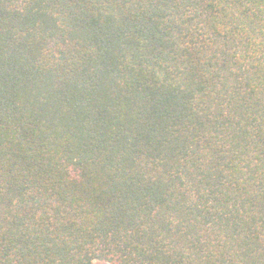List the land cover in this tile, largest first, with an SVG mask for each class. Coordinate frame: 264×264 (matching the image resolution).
<instances>
[{
	"label": "trees",
	"instance_id": "16d2710c",
	"mask_svg": "<svg viewBox=\"0 0 264 264\" xmlns=\"http://www.w3.org/2000/svg\"><path fill=\"white\" fill-rule=\"evenodd\" d=\"M264 264V0H0V264Z\"/></svg>",
	"mask_w": 264,
	"mask_h": 264
},
{
	"label": "rangeland",
	"instance_id": "374dc122",
	"mask_svg": "<svg viewBox=\"0 0 264 264\" xmlns=\"http://www.w3.org/2000/svg\"><path fill=\"white\" fill-rule=\"evenodd\" d=\"M93 264H107V263L96 260V261L93 262Z\"/></svg>",
	"mask_w": 264,
	"mask_h": 264
}]
</instances>
